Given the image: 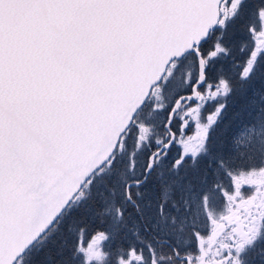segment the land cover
<instances>
[{"label":"snow or ice","instance_id":"6c2138e0","mask_svg":"<svg viewBox=\"0 0 264 264\" xmlns=\"http://www.w3.org/2000/svg\"><path fill=\"white\" fill-rule=\"evenodd\" d=\"M0 264H264V0H0Z\"/></svg>","mask_w":264,"mask_h":264},{"label":"rangeland","instance_id":"374dc122","mask_svg":"<svg viewBox=\"0 0 264 264\" xmlns=\"http://www.w3.org/2000/svg\"><path fill=\"white\" fill-rule=\"evenodd\" d=\"M239 64H240V63H238L237 65H239ZM237 70H238V69H237ZM209 110H211V109H209ZM207 114H208V112L205 111V112H204V116L206 117ZM173 130L177 133V136L179 137L178 122L175 123V124H173ZM194 132H195V123L193 122V123L191 124L190 127H188V128L185 129V135H186V136H192V135L194 134ZM153 150H155V149L153 148ZM175 151H176V149L173 148V149H172V152L170 153V155H171V154H174ZM93 227L98 228L99 226H98V225H95V226H93ZM91 235H92V228H89V230H88V236H86V238H85V240H84V244H85V246H87V241L91 238ZM101 243H103V242H101Z\"/></svg>","mask_w":264,"mask_h":264},{"label":"trees","instance_id":"16d2710c","mask_svg":"<svg viewBox=\"0 0 264 264\" xmlns=\"http://www.w3.org/2000/svg\"><path fill=\"white\" fill-rule=\"evenodd\" d=\"M244 59V57L243 56H238L236 59H235V63L236 64H238V63H241V61ZM238 104H239V102H237V106H238ZM235 109L233 108V107H229V109H228V114L224 117V119H223V121L221 122V124H220V128H222V127H224V125H226V124H228L229 123V119H230V117H231V114H232V112L234 111ZM219 130V129H218ZM236 130V125H233V127H232V129H230V131H229V133H228V135L230 136L231 135V133L233 132V131H235Z\"/></svg>","mask_w":264,"mask_h":264}]
</instances>
